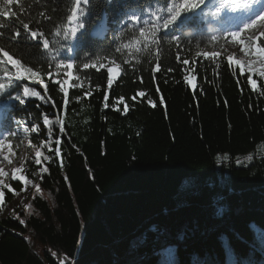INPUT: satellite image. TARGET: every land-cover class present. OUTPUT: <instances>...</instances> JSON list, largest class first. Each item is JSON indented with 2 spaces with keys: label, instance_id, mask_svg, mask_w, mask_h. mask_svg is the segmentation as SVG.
<instances>
[{
  "label": "trees",
  "instance_id": "1",
  "mask_svg": "<svg viewBox=\"0 0 264 264\" xmlns=\"http://www.w3.org/2000/svg\"><path fill=\"white\" fill-rule=\"evenodd\" d=\"M170 4L90 0L84 29L69 41L62 34L74 0H0V9L10 11L0 17V48L39 69L43 80L15 81V69L0 63V83L8 86L0 95V143L7 137L19 155L24 139L15 121L24 120L31 148L41 153L40 164L33 157L26 174L41 192L34 191L29 206L14 216L0 215V264H171L162 251L174 246V264H227L226 245L237 264H264V156L231 169L232 186L221 189L222 213L216 212L214 188L186 196L182 206L175 198L185 178L215 175L217 155L243 157L264 144V77L220 53L211 56L209 49L225 41H213L224 35L212 30L193 37L174 27L168 35H179V44L162 39L151 55L129 57L121 46L139 34L123 22L127 13L151 19L149 13L163 16ZM21 20L44 32L50 48L60 50L57 60L24 34ZM17 30L21 37L15 39ZM65 58L75 62L67 104L55 83L61 76L55 66ZM85 63L96 67L85 69ZM116 64L118 78L108 72ZM23 86L42 99L25 105L10 100ZM11 131L15 136H8ZM8 186L0 208L22 191L18 181Z\"/></svg>",
  "mask_w": 264,
  "mask_h": 264
},
{
  "label": "snow or ice",
  "instance_id": "2",
  "mask_svg": "<svg viewBox=\"0 0 264 264\" xmlns=\"http://www.w3.org/2000/svg\"><path fill=\"white\" fill-rule=\"evenodd\" d=\"M208 0H171V4L166 10L165 15H160L157 12H151L149 13L151 19H143L141 14L132 11L127 13V15L124 18L125 24H130L132 27L136 28L138 31V39L136 41H130L128 44H123L121 47L128 49V55L129 57L133 55H151L153 49H158L160 47V43L162 39H167L168 43H172L173 40L179 44L181 37L179 35H172L169 36L168 33L170 30L174 28V26L177 24V22L180 20L182 16H184L186 13L194 11L196 9H200L204 7L207 4ZM13 3V0H7V5H11ZM90 0H74V5L71 9V14L67 18V22L69 24V27L63 31L62 38L64 40L69 41H76L78 38V33L82 32V30L85 27L84 23V16L87 14V9L89 7ZM261 4V0H245L244 3H238L237 0H223V2L220 4V6L211 13L213 18H219L221 15V12L223 10H231L232 12H235L237 10H244V11H255L254 18L246 23L242 28L237 29L235 31H228L226 35L224 36H217L213 35L211 39L213 41H217L219 39H224L225 41H229L233 44H240L242 46V50L246 55H253L255 57V54L257 51L260 53H264V7H258ZM258 9V10H257ZM10 15V11L8 7H4L3 9H0V17H7ZM11 15H15V13H11ZM50 19V18H49ZM20 23L23 26L24 34L31 39L34 42H38L43 50H46L48 53L52 55L53 60H57V57L59 56V49L58 48H50L49 46V40L45 38L44 32L40 31L39 29L33 30L29 23H25L23 20L20 21ZM160 33H164L163 36L160 35ZM57 36L61 35V32L57 31ZM21 37V31L17 30L14 33V38L18 39ZM135 45V46H133ZM67 51L70 53L72 51V48H68ZM117 52L121 51L120 47L116 48ZM202 56L208 57L209 53L203 52L201 53ZM219 55V52L213 51L211 53V56L216 57ZM158 60L159 57H156ZM177 59L179 62V53H177ZM228 61L231 64L234 61V57L229 56ZM139 62V61H137ZM0 63H7L10 64L14 69L15 72L13 73V78L15 81H25V80H31L35 78L37 83L42 84L43 80L41 79L40 70H33L32 67L26 66L19 58H15L12 54H10L8 51H6L3 48H0ZM74 60L72 58H65L60 60L56 64V71L57 73L61 72V70L65 73V79L63 82H61L59 79L55 81L58 85H60L61 90L64 93L65 96V104H67V89L63 88V84H66L68 82V78H71L73 73L70 71L74 67ZM183 65L187 66L189 64L188 59H184L181 62ZM235 63L237 65L240 64L239 60H235ZM259 64L264 66V57H261L259 59ZM96 64H88L85 63L83 65V68H95ZM120 65L116 64V68H119ZM155 70H159V65L156 66ZM113 71H115L114 68L111 66L108 68L109 74H111ZM52 72L49 70L48 76L51 77ZM260 76L264 77V70L260 71ZM187 79V77H185ZM191 81H189L190 83ZM249 84L255 85L256 81L249 78ZM108 85L110 86L112 84L111 76L109 75V79L107 81ZM8 86L5 83H0V95H3L4 91L6 90ZM47 86L45 85V90ZM140 95H143V93H140ZM30 98H36V99H42L41 94L39 91H37L35 88H31L28 86L22 87V93L14 96H10V100L18 101L20 105H25L27 100ZM107 99V97H105ZM135 99V96L133 97ZM39 107V105H37ZM53 107H55V104L53 102ZM153 107L155 105L153 104ZM43 115V123L45 125H51L52 121L49 119V117L46 114ZM15 123L17 125H22L25 123L24 120H16ZM59 123V132L61 134L64 133L65 128L63 121H58ZM38 130V127H33L31 131L36 132ZM25 132H28L29 129L27 127L24 128ZM48 134L51 136L52 134V127L47 128ZM15 131H11L8 133V136H15ZM8 147L11 148L12 145L10 143H7V137H5V143H0V148ZM36 164H40V156L41 153L39 150L36 151ZM4 160H8L9 163H12L11 160L7 156L3 157ZM24 165L21 164V167H18L15 169L16 173H20L23 170ZM43 172L47 173L48 169L43 168ZM4 171L2 168H0V175H3ZM15 180L23 181L24 184L30 183L26 179V177L21 175H15ZM0 185H2L3 188H8L9 186L7 184H3L2 181H0ZM33 187L35 188V191L37 193L41 192V187L39 184H34ZM3 193L0 192V196H2ZM20 223H24L23 220L20 221Z\"/></svg>",
  "mask_w": 264,
  "mask_h": 264
},
{
  "label": "rangeland",
  "instance_id": "3",
  "mask_svg": "<svg viewBox=\"0 0 264 264\" xmlns=\"http://www.w3.org/2000/svg\"><path fill=\"white\" fill-rule=\"evenodd\" d=\"M238 3H244L245 0H237ZM221 3L213 2L211 4V8L215 11ZM258 10V9H257ZM242 12H248L244 10H237L235 12H232L230 10V14L228 15L227 20H238L240 16H242ZM254 17V15H253ZM93 34H97V30H94ZM209 51L213 52H219L221 55L226 56L227 58L229 56L234 57L233 63H235V60H239L240 64L244 69L249 70L254 73L260 74L261 70H264V66L259 64V59L261 57H264V53H260L259 51L256 52L255 57L253 55H246L243 50L242 46L240 44L234 45H221L217 47H211ZM236 64V63H235ZM112 67V66H111ZM112 68L115 69L111 73V75L114 78H118L120 76V71L118 68L113 66ZM61 82L65 79V73L62 70L61 76L58 77ZM55 79V81L57 80ZM71 78H68V82L66 84H63L64 89H70L72 88V85L70 81ZM60 86V85H59ZM61 88V87H60ZM24 124L18 125L16 127V133L21 135L24 139L22 144V150L19 155H15L11 148L4 147L0 148V158L7 156L9 160L12 161V163H9L8 166L5 167V172L3 175H0V181L3 182V184H10L12 181H18L14 179L15 175H21L26 177L27 173H32L30 170V165L33 162V157L36 158V151L31 148V145L29 143V135L28 132L24 131ZM2 156V157H1ZM264 156V144L259 145L257 147L256 151H253L249 153L246 156H236L232 157L229 154H220L216 157V170L215 175L211 177H207L205 179L199 177L198 175L195 176H189L185 178L182 182V185L179 188V192L176 195V202L178 206H182L185 204L186 200L185 197L189 195L198 194L203 188H214L215 189V196H214V204L216 207L217 213H222L224 210V204L221 203V201L224 199L225 195L222 193L221 189H227L231 188L232 186V179H231V169H244L248 167L249 165H252L257 160L262 158ZM21 164L24 165L23 170L20 173H16L15 169L18 167H21ZM9 169H12V172H8ZM35 177H38V173L35 174ZM30 183L24 184L23 181L20 182L22 186V191L14 196L12 202L4 207L0 208V215L3 217L8 216H14L19 210L22 208H27L29 206V202L33 197V193L35 191V188L33 185L35 184L34 181L29 180L26 178ZM8 188H3L2 185H0V192L2 190H5ZM252 229L258 234L260 230L257 226L252 225ZM176 246L169 247L168 249L163 250V255L166 257L167 261L171 264H174V253ZM227 250V264H237L235 258L230 253L228 245H226Z\"/></svg>",
  "mask_w": 264,
  "mask_h": 264
},
{
  "label": "bare ground",
  "instance_id": "4",
  "mask_svg": "<svg viewBox=\"0 0 264 264\" xmlns=\"http://www.w3.org/2000/svg\"><path fill=\"white\" fill-rule=\"evenodd\" d=\"M2 157V156H1ZM8 160H4L3 157L0 158V168L3 169V171L5 172V167L8 166ZM12 169H9L8 172H12Z\"/></svg>",
  "mask_w": 264,
  "mask_h": 264
}]
</instances>
